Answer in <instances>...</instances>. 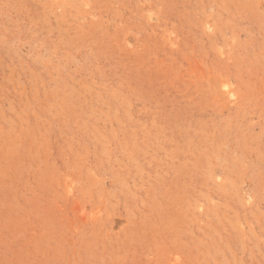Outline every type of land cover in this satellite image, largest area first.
<instances>
[{"label": "rangeland", "instance_id": "rangeland-1", "mask_svg": "<svg viewBox=\"0 0 264 264\" xmlns=\"http://www.w3.org/2000/svg\"><path fill=\"white\" fill-rule=\"evenodd\" d=\"M0 264H264V0H0Z\"/></svg>", "mask_w": 264, "mask_h": 264}]
</instances>
